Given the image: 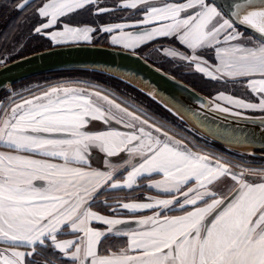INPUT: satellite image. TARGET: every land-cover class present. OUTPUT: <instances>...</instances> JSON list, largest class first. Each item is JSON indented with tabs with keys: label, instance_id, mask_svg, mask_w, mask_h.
Returning <instances> with one entry per match:
<instances>
[{
	"label": "snow or ice",
	"instance_id": "obj_1",
	"mask_svg": "<svg viewBox=\"0 0 264 264\" xmlns=\"http://www.w3.org/2000/svg\"><path fill=\"white\" fill-rule=\"evenodd\" d=\"M34 2L15 0L17 19ZM97 4L98 0H41L34 15L44 22L34 32L48 35L56 44L91 42L96 28L72 26L64 18ZM118 7L139 8L143 19L102 26L104 33L119 31L112 36L114 45L135 49L158 37H175L191 54L165 49L166 55L194 64L212 80L248 78L246 86L260 97L259 103H251L221 92L216 100L264 111V0H182L162 6L152 0H123ZM113 10L97 6L94 14ZM154 23L159 26L124 31ZM58 24L59 29L46 32ZM240 26L257 35L255 46L241 43L247 38ZM205 48L214 49L220 61L214 70L198 52ZM215 108L231 111L220 104ZM93 121H115L129 130L88 131ZM0 146L10 150L0 151V242L7 245L0 249V264H40L35 259L42 254L38 248L63 257V264H264V169L260 182L249 181L245 174L256 170L233 172L219 160L192 152L99 90L53 87L16 104L0 121ZM94 150L104 154L102 168L91 166ZM117 173L124 176L122 181ZM154 175L161 178L154 180ZM140 178L170 196L121 204L132 212L156 210L136 221L144 230L122 231L117 226L127 220L93 211L102 189H132ZM225 178L235 182L227 199L213 189ZM173 210L183 214H167ZM93 221L107 230L92 227ZM62 235L72 238L60 239ZM112 236L127 238L126 246L102 254V240ZM20 246L30 250L19 251ZM27 257L33 259L26 261ZM46 264L53 262L46 259Z\"/></svg>",
	"mask_w": 264,
	"mask_h": 264
},
{
	"label": "rangeland",
	"instance_id": "obj_2",
	"mask_svg": "<svg viewBox=\"0 0 264 264\" xmlns=\"http://www.w3.org/2000/svg\"><path fill=\"white\" fill-rule=\"evenodd\" d=\"M122 2L123 0H98L97 5H89L87 8L76 12L73 16H70L66 20L67 22L82 21V24L81 23L78 24L79 26L89 25L91 27L96 28V31L91 34L92 35L91 42L56 44L48 37V35L37 34L34 32V28L36 26H39L42 22H44L43 18L34 15L35 7L41 3V0H36L34 2L33 8L30 9L27 12V14L20 19H17L20 14L14 9V2L12 3V0H0V12L2 11L3 15H5L4 21L0 23V28L2 29L1 24L8 25V22H10L12 23L10 25L11 29H13V31H16L17 33L13 39L11 37V43L9 48L5 49V51L0 53V67L4 66L5 64L15 59L36 53L35 51L40 49H45L47 47L54 48L59 46L95 43L109 47L127 49L133 52L136 51L137 53L143 55L145 58L149 59L150 61H152L153 63L164 69V71L168 72L169 74L172 75L175 74L178 77L187 80L189 83L195 85L200 90L210 95H215L217 91H219L220 89L225 90L229 88L226 85L214 83L212 81H208L210 83L208 84L206 81H203L200 78L201 75L199 73L194 71V67H195L194 64L180 60L179 57H171L166 55L164 52L165 49H170L183 53L182 52L183 49L181 48L180 44L178 43L177 40H175L174 37H158L152 41L140 45L135 49L125 48L123 47V45H114L111 42L112 36L119 35L120 34L119 31L113 33H104L100 31V28L102 26L112 25L117 23H127L131 25L143 19V14L139 8L124 9L118 7V5ZM169 2H182V0H152V3H154L156 6H162ZM97 6L106 7L114 10L100 15H96V14L93 15ZM156 26L159 25L155 23L149 25H141L138 27L126 28L124 29V31L138 33ZM59 28L60 25L58 24L55 29H49L46 30V32H51ZM244 36H246V38L248 39H254L251 35H248L246 33ZM45 41L46 43H44ZM69 71H76V72H71L70 74L69 73L53 74L50 77H53L54 80H48L49 78L47 77H40V78L32 77L33 79L31 80L27 79L28 81L24 80L25 82L22 81V83H19L16 86L8 87L6 90L0 93L2 94L0 96V121L3 120L6 113L10 115L11 108L14 107L16 104L22 103L24 100L27 99H33L35 96H40L44 92L49 91L51 88L50 89L48 88L52 86L78 87V88L86 89L90 93L99 90L103 94L108 95L110 99L115 100L116 103H119L122 107L127 108L128 111L135 113V115L140 116L142 119H148L150 124H155L156 126L161 127L162 131H166L168 132L169 136L173 137L174 139L180 140L182 144L186 145L187 148L190 149L192 152L202 155H207L213 162L219 160L221 163L229 165L233 172L239 173L245 169H254L256 170V172L246 173L245 179L253 182V180L251 179L253 177H256L257 180L255 181L261 180L260 170L264 169V151L257 152V155H254V154L242 153L236 150L227 149L224 146L223 149H220L216 147L210 139L196 132L188 125L183 123L181 120L180 121L184 125H182L180 122H176L174 119L166 120V118L164 119L156 115L153 112V110L148 108V106L139 102L138 98L135 99V97L137 96L128 87L123 86L122 84L113 81L111 79H104L99 75H97L103 73L90 71V70H69ZM104 80H107L110 84L108 82L104 83L103 82ZM108 84L115 85L116 87L109 86ZM233 110L246 115L264 114L262 112L261 113L249 112V110L240 111L235 108ZM125 119L130 120L131 118L125 117ZM136 123L139 126V122ZM99 127L102 128L106 127L107 129L109 127H114L117 130H121V131L129 130L126 129L123 126V124H119V125L116 124L115 121H113L111 125H105L102 122L93 121L91 124L87 126V130H93ZM0 151H3L2 146L0 148ZM120 175H121L120 173H117L116 178L122 177ZM233 191L231 192L230 195L226 196L225 198L226 199L230 198L233 194ZM110 195L112 194L102 192V194L98 195V198L106 199L105 197L110 198ZM107 211L109 210L107 209Z\"/></svg>",
	"mask_w": 264,
	"mask_h": 264
},
{
	"label": "water",
	"instance_id": "obj_3",
	"mask_svg": "<svg viewBox=\"0 0 264 264\" xmlns=\"http://www.w3.org/2000/svg\"><path fill=\"white\" fill-rule=\"evenodd\" d=\"M239 29L257 40V35L251 30L243 26ZM66 70L100 72L123 82L114 74L135 77L147 84L172 109L125 83L153 99L212 142L242 153L257 155V152L264 151V115L240 112V115H233V112L238 111L231 108L228 113L220 112L215 108L219 103L212 98L157 67L142 55L121 48L78 44L54 47L24 56L0 67V93L32 77Z\"/></svg>",
	"mask_w": 264,
	"mask_h": 264
},
{
	"label": "crops",
	"instance_id": "obj_4",
	"mask_svg": "<svg viewBox=\"0 0 264 264\" xmlns=\"http://www.w3.org/2000/svg\"><path fill=\"white\" fill-rule=\"evenodd\" d=\"M94 13H93V15H95ZM74 14H72L71 16H73ZM64 19H65L64 23H68L72 26H79L78 25L79 23L82 24V21L67 22L66 20L68 18H64ZM87 26H89V25H87ZM100 26H101V24H100ZM175 40H177V39L175 38ZM256 42H257V40H255V39H248L247 38V39L243 40L241 43L245 44L246 46H255ZM178 43L180 44L179 41H178ZM233 43H235V42H233ZM91 45H101V44H95L94 43ZM101 46H105V45H101ZM180 46L183 49L182 52L184 54H186V55L191 54V50L188 49L185 45L180 44ZM125 50H127V49H125ZM185 52H187V53H185ZM198 52L204 60L208 61V65H206V66H211L212 70L215 69V66L219 65L220 61L216 58L214 49L205 48V49L198 50ZM194 71L201 75L200 78L203 81H206V82L212 81L214 83H219V84L226 85L229 87L228 89H225V90L220 89L219 91H217V93L215 95H213L211 97L217 103H219L225 107H229L231 109L235 108V109L240 110V111L249 110V112H253V113H256V112L257 113H261V112L264 113V111H260V110L237 108L233 105L227 104L224 101L216 100L217 95L219 93L223 92L225 95H229V96H232V97L237 98V99H242L246 102L259 103L260 97L256 94L252 93L250 91V89L246 86V81L248 78H244V77L232 78V77L225 76L222 79L212 80L209 77L205 76L203 73L198 72L195 69V67H194ZM52 87H49L48 89H50ZM255 115H264V114H255ZM106 129H107L106 127H104V128L99 127L97 129L88 130V131H98V130H106ZM174 140L180 141L178 139H174ZM0 148H1V146H0ZM2 150L3 151H10L9 149H7L5 147H2ZM23 154L28 155L27 153H23ZM121 155L123 156V154H121ZM36 158H40V157H36ZM104 158L105 157H104L103 153H100V152L95 151V150L92 151V153H91V166L93 168H102V161ZM54 162H59V161H54ZM125 175H126V173H125ZM120 176H122V177L117 178V179L122 181L124 179V176L123 175H120ZM160 178L161 177L159 175H154L152 177V179H154V180H159ZM251 180H253V178ZM255 180H257V178ZM255 180H253V182H260V181H255ZM149 182L150 181L148 179L140 178L138 180L137 185H135L132 189H127V188L115 189V190H113V189H106V190L102 189L101 192L111 193L112 195H110V199L107 197H105L106 199L97 198L94 205H93V211H96L101 215L127 220L129 223H127L125 225L117 226V228L122 230V231L144 230L143 226L137 224L136 221H138L142 218L148 217V216H152L154 214V211H156V210L143 209V210H137L135 212H132L130 210L123 209L121 207V204L122 203H131V202L150 203L152 201L150 199H148L149 197L155 198V199L170 198V196L168 194H165V193H163L157 189L149 188L148 187ZM213 189L215 191H217L218 193H220L221 195L226 197V196L230 195L231 192L235 189V182L231 181L230 178H225V179H222L220 182L214 184ZM132 190H135V195H129L128 194V192H131ZM115 192H118V193H115ZM107 209L109 211H107ZM173 211H175V212L174 213L168 212L167 214L168 215H181V214H183L180 210H173ZM163 214L164 213L162 212L161 215H163ZM91 226L96 228L97 230H100V231H106L107 230V226L103 225L100 222L93 221ZM59 238L60 239H70L72 237H71V235H62ZM126 244H127V238L112 236V237H109V238L102 240L99 250L102 254H106V249L111 248L112 251H117L119 248L125 247ZM5 247H7V245L4 244L3 242H0V249L5 248ZM17 250L27 252L30 249H28L26 246H20ZM27 258H31V257H27ZM27 258H26V260H27Z\"/></svg>",
	"mask_w": 264,
	"mask_h": 264
},
{
	"label": "trees",
	"instance_id": "obj_5",
	"mask_svg": "<svg viewBox=\"0 0 264 264\" xmlns=\"http://www.w3.org/2000/svg\"><path fill=\"white\" fill-rule=\"evenodd\" d=\"M36 1V0H35ZM15 3V0H12V3ZM1 13H2V11L0 12V16H1V18H0V23L1 22H3L4 21V17H5V15H3V13H2V15H1ZM20 16V15H19ZM14 20V19H13ZM10 21H12V20H10ZM12 23H10V22H8V25L7 24H1L2 25V29L0 28V53L1 52H3V51H5V49H7V48H9V46H10V43H11V37H12V39L16 36V31H13V29H11V27H10V25H11ZM13 35V36H12ZM44 43H46V41L44 42ZM46 49H50V47H47V48H45V49H40V50H37V51H35V52H39V51H43V50H46ZM139 54V53H138ZM141 55V54H140ZM19 59V58H18ZM147 59V58H146ZM15 60H17V59H15ZM149 62H151V63H153L152 61H150L149 59H147ZM14 61V60H13ZM12 62V61H11ZM154 65H156L155 63H153ZM157 67H159L158 65H156ZM159 68H161V67H159ZM162 69V68H161ZM162 70H164V69H162ZM71 72H76V71H69V70H66V71H57V72H51V73H48V74H44V75H39V76H36V77H33V78H40V77H47V78H49L48 80H54V78L53 77H50V76H52L53 74H70ZM97 75H99L100 77H102V78H104V79H111V80H113V81H116V82H118V83H120V84H122L123 86H126V87H128L130 90H132V92H134V94L137 96V97H135V99H137L138 98V101L139 102H141L142 104H144V105H146V106H148V108L149 109H151V110H153V112L156 114V115H158V116H160L161 118H166V120L167 119H170V120H172V119H174L176 122H180L182 125H184L178 118H176L175 116H173L170 112H168V110H166L165 108H163L161 105H159L157 102H155L153 99H151V98H149V97H147L146 95H144L142 92H140V91H138L137 89H135V88H133V87H131V86H129V85H127V84H125L124 82H122V81H120V80H118V79H116V78H113V77H111V76H107V75H103V74H97ZM172 75V74H171ZM173 76H175L176 78H178V79H180V80H182V81H184L185 83H187L188 85H190L191 87H193L194 89H196L197 91H199V92H201L202 94H204V95H206V96H210V97H212L213 95H210V94H208V93H206V92H203L202 90H200L198 87H196L195 85H193V84H191V83H189L187 80H185V79H183V78H181V77H178L177 75H175V74H173ZM33 78H30V79H28V80H31V79H33ZM28 80H25V81H28ZM25 81H23V82H25ZM104 83H106V82H108L107 80H104L103 81ZM20 83H22V82H20ZM109 83V82H108ZM208 84H210L209 82H207ZM206 83V84H207ZM19 84V83H18ZM18 84H16V85H18ZM110 84V83H109ZM108 84V85H109ZM16 85H14V86H16ZM109 86H115V85H109ZM116 87V86H115ZM2 94H0V96H1ZM143 100H146V101H143ZM141 100V101H140ZM216 147H218V148H220V149H223V146L222 145H220V144H217V143H215V142H212ZM257 160H259V159H257ZM262 160V159H261ZM128 194L129 195H135V190H132L131 192H128ZM110 199V198H109ZM173 212H175V211H171V212H169V213H173ZM37 251L38 252H42V254L41 255H39V256H36L35 257V259L38 261V262H40V264H46V259L47 260H49V261H52L53 262V264H63V258L62 257H59L58 255H56L55 254V252H52V253H49V252H47V251H44V250H42V249H40V248H38L37 249ZM33 259V257H31V258H27V260H32ZM26 260V261H27Z\"/></svg>",
	"mask_w": 264,
	"mask_h": 264
},
{
	"label": "bare ground",
	"instance_id": "obj_6",
	"mask_svg": "<svg viewBox=\"0 0 264 264\" xmlns=\"http://www.w3.org/2000/svg\"><path fill=\"white\" fill-rule=\"evenodd\" d=\"M114 75L117 76V77H119V78H121L125 82L131 84L132 86L138 88L139 90L145 92L146 94L150 95L151 97L155 98L156 100H158L159 102H161L162 104H164L166 107L171 108L167 103H165L162 99H160L151 90V88L147 84H144V82H142L141 80H138L135 77L125 76V75H121V74H114Z\"/></svg>",
	"mask_w": 264,
	"mask_h": 264
},
{
	"label": "flooded vegetation",
	"instance_id": "obj_7",
	"mask_svg": "<svg viewBox=\"0 0 264 264\" xmlns=\"http://www.w3.org/2000/svg\"><path fill=\"white\" fill-rule=\"evenodd\" d=\"M240 31L243 32L244 34H245V33L248 34L247 32H245V31H243V30H241V29H240ZM248 35H249V34H248ZM136 53H137V52H136ZM143 57H144V56H143Z\"/></svg>",
	"mask_w": 264,
	"mask_h": 264
}]
</instances>
